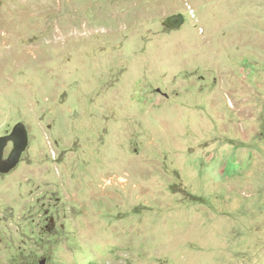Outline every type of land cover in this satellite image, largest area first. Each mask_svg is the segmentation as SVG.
I'll return each instance as SVG.
<instances>
[{"label":"rangeland","instance_id":"obj_1","mask_svg":"<svg viewBox=\"0 0 264 264\" xmlns=\"http://www.w3.org/2000/svg\"><path fill=\"white\" fill-rule=\"evenodd\" d=\"M19 122L0 264H264V0H0Z\"/></svg>","mask_w":264,"mask_h":264},{"label":"water","instance_id":"obj_2","mask_svg":"<svg viewBox=\"0 0 264 264\" xmlns=\"http://www.w3.org/2000/svg\"><path fill=\"white\" fill-rule=\"evenodd\" d=\"M168 22L172 26H179L183 22V17L177 14L170 17ZM10 141H13V148L10 154L5 157V148ZM28 144V131L26 125L22 122L17 123L11 133L0 136V171L9 172L15 168Z\"/></svg>","mask_w":264,"mask_h":264},{"label":"bare ground","instance_id":"obj_3","mask_svg":"<svg viewBox=\"0 0 264 264\" xmlns=\"http://www.w3.org/2000/svg\"><path fill=\"white\" fill-rule=\"evenodd\" d=\"M121 181H125L123 178H120ZM108 182V181H107Z\"/></svg>","mask_w":264,"mask_h":264},{"label":"flooded vegetation","instance_id":"obj_4","mask_svg":"<svg viewBox=\"0 0 264 264\" xmlns=\"http://www.w3.org/2000/svg\"><path fill=\"white\" fill-rule=\"evenodd\" d=\"M182 25V24H181Z\"/></svg>","mask_w":264,"mask_h":264}]
</instances>
